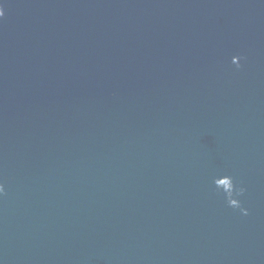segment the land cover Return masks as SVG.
I'll list each match as a JSON object with an SVG mask.
<instances>
[{"label": "water", "instance_id": "1", "mask_svg": "<svg viewBox=\"0 0 264 264\" xmlns=\"http://www.w3.org/2000/svg\"><path fill=\"white\" fill-rule=\"evenodd\" d=\"M0 12V264H264V0Z\"/></svg>", "mask_w": 264, "mask_h": 264}, {"label": "clouds", "instance_id": "2", "mask_svg": "<svg viewBox=\"0 0 264 264\" xmlns=\"http://www.w3.org/2000/svg\"><path fill=\"white\" fill-rule=\"evenodd\" d=\"M0 15H3V13L2 12H0ZM3 191V187L2 186H0V192H2Z\"/></svg>", "mask_w": 264, "mask_h": 264}]
</instances>
